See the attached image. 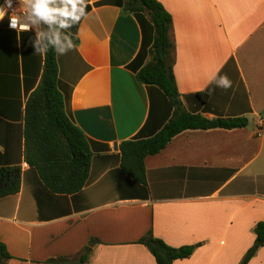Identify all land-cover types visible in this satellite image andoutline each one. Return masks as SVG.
I'll return each mask as SVG.
<instances>
[{"label":"crops","instance_id":"0c3cea01","mask_svg":"<svg viewBox=\"0 0 264 264\" xmlns=\"http://www.w3.org/2000/svg\"><path fill=\"white\" fill-rule=\"evenodd\" d=\"M158 1L172 15L174 74L186 110L243 117L247 126L176 135L146 158L148 195L140 196L121 171L120 145L155 134L171 112L163 94L129 68L146 37L136 15L119 0H87L78 43L57 55L67 112L93 152L80 193H51L24 162L27 96L21 109L1 73L0 160L23 168L21 191L0 199V242L13 256L7 264H71L93 239L89 264H157L137 243L149 231L173 247L201 243L174 264H240L253 246L254 227L264 221V0ZM7 40L20 54L22 36L0 29V44ZM214 74L227 75L232 87H216ZM198 93L208 94L206 104ZM248 264H264V247Z\"/></svg>","mask_w":264,"mask_h":264},{"label":"trees","instance_id":"16d2710c","mask_svg":"<svg viewBox=\"0 0 264 264\" xmlns=\"http://www.w3.org/2000/svg\"><path fill=\"white\" fill-rule=\"evenodd\" d=\"M118 4L124 12L136 15L146 33L142 49L129 68L142 84L163 94L171 112L155 134L144 136L142 132L120 145L121 171L142 189L143 193L139 195L147 197L146 158L164 150L176 135L187 130L244 128L248 122L243 117L210 119L186 110L174 74L172 15L158 0H119ZM90 9L91 6H88L86 11ZM80 22L66 30L71 33L75 43L79 41L76 33ZM146 24L150 27V39L147 38ZM0 29L22 36L20 54L16 42L14 46L8 40L0 44V55H4L3 60H0L4 61L3 65L0 63V80L4 74L5 88L18 95L21 109L23 93L27 96L23 131L24 162L37 172L51 193H80L88 182L93 152L85 133L75 125L67 112L69 98L60 90L57 55L52 50L46 56L35 54L31 46L35 34L9 29L6 19L0 23ZM197 96L203 104L207 103V93H198ZM22 179L21 163L5 166L0 160V199L18 194ZM254 233L255 242L240 264H248L264 247V221L256 224ZM97 243L99 240L93 239L78 260L71 264H89L93 247ZM137 243L148 248L157 264H174L177 260L188 259L201 246L198 243L173 247L155 237L152 231ZM12 258L6 244L0 242V264H7ZM48 263L66 264L63 259H52Z\"/></svg>","mask_w":264,"mask_h":264},{"label":"clouds","instance_id":"9594fccd","mask_svg":"<svg viewBox=\"0 0 264 264\" xmlns=\"http://www.w3.org/2000/svg\"><path fill=\"white\" fill-rule=\"evenodd\" d=\"M19 5L13 8V4ZM87 0H5L0 5V22L8 17V26L15 31H34L31 46L35 54L46 56L52 50L58 56L66 55L75 47L71 33L66 30L78 24L87 15ZM9 9H12L9 14ZM216 87L227 90L232 81L227 75L214 74L210 78Z\"/></svg>","mask_w":264,"mask_h":264},{"label":"built area","instance_id":"2783aa9c","mask_svg":"<svg viewBox=\"0 0 264 264\" xmlns=\"http://www.w3.org/2000/svg\"><path fill=\"white\" fill-rule=\"evenodd\" d=\"M4 3H5V0H2V2L0 3V5H4ZM18 7H19L18 4H16V3L13 4V8H18ZM11 12H12V9H9V14H11ZM5 19L7 20V23H9V22H8V17H5ZM0 23H1V22H0ZM8 28H9V26H8ZM9 29H10V28H9ZM11 30H12V29H11ZM13 31H15V30H13ZM16 32H18V33H22L21 31H16ZM25 33H34V34H35L34 31H26ZM258 132H259L260 135H264V121L262 122V124H261V126H260Z\"/></svg>","mask_w":264,"mask_h":264}]
</instances>
